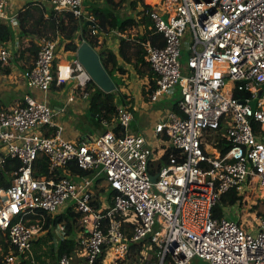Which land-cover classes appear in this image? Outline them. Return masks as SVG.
<instances>
[{"label":"built area","instance_id":"built-area-1","mask_svg":"<svg viewBox=\"0 0 264 264\" xmlns=\"http://www.w3.org/2000/svg\"><path fill=\"white\" fill-rule=\"evenodd\" d=\"M50 3L56 12L85 17L84 0ZM146 5L165 41L163 47L144 44L156 74L150 100L157 103L174 90L181 93L180 114L168 110L154 128L165 145L159 149L143 135H129L133 112L124 107L113 120L124 136L104 119L101 124L108 129L83 144L67 140L55 121L57 111L32 95L10 109L0 107V168L10 159L21 163L12 185L0 188V230L19 256L33 257L32 242L49 230L58 231L56 244L66 240L62 225L45 229L46 219L73 206L81 214L76 253L85 264H97L103 254L102 264H117L134 243L143 244L140 264H189L196 258L209 264H264V218L255 231H247L228 217L213 215L225 193L244 195L253 183L264 190V0H158ZM8 8V1L0 0V23L13 29L19 16L10 15ZM187 44L189 58L183 65ZM57 48L56 41H43L34 66L24 73L26 84L48 93L54 84L64 88L73 83L69 101L74 102L92 79L76 57L60 59L55 68ZM11 57V49L0 43V64H9ZM223 125L230 144L226 152L206 139ZM169 149L174 153L168 162L152 174L151 165ZM40 157L49 175H35ZM74 170L90 175L72 177ZM100 176L104 190L96 196ZM110 189L115 192L112 206ZM16 260L9 256L6 264ZM59 264L73 262L64 255Z\"/></svg>","mask_w":264,"mask_h":264},{"label":"trees","instance_id":"trees-1","mask_svg":"<svg viewBox=\"0 0 264 264\" xmlns=\"http://www.w3.org/2000/svg\"><path fill=\"white\" fill-rule=\"evenodd\" d=\"M89 4L84 7L85 17L76 18L70 13H59L53 11L49 19H45L43 14L41 19H37L30 28H27V17L30 16L31 6L30 4L23 12L19 13L20 27L22 38L26 36L38 35L40 38L45 37L46 40L56 41L63 47L66 53H71L73 56L77 53L80 45L84 42L90 44L95 50H97L101 63L108 75L114 82L116 90L111 93L102 91L93 81H91L88 87L84 90H78L76 95L84 98L85 93H88L87 101L89 102V114L98 122L102 123L105 119L110 124H113V120L118 115L119 108H127L133 112L134 99L127 96L122 92V89H127L128 85L123 82V76L128 73L125 65L133 67L139 78H148L150 84L147 87H143L142 94L146 101L150 100V96L153 90L156 88V74L153 72L150 63L146 59V53L144 50V44L150 41L153 45L163 47L165 45L164 37L158 34L153 22L148 16L147 12L151 10L150 6L145 4V0H133L130 2V10L135 14L134 16L122 17L120 12L123 10L128 0H88ZM42 13V12H41ZM93 19L95 26L87 25L88 19ZM38 30L40 32H38ZM93 31H97L98 35H93ZM113 31H117L126 37L120 41L118 53L113 52L105 43V39H101L99 35H108ZM44 32V34H42ZM48 35H53V39H50ZM15 38L14 31L9 23H0V43L7 46ZM24 45V44H23ZM30 45V44H28ZM40 46L35 42L31 46H20L19 51L15 53V61H23L28 51H32L34 56V62L31 66L26 65L25 71L31 70L36 61ZM121 59L124 65L119 64ZM58 59L55 60L54 65ZM2 65V64H0ZM56 75V69L54 70ZM52 86L51 89H54ZM240 100H244L245 97L239 96ZM173 111L179 113L178 105L173 106ZM114 132L118 136H124L125 132L120 124L114 125ZM226 127L223 125L218 130L211 131L207 136V140L210 143H215L222 152H226L230 148V144L227 146V142L224 140ZM52 135V134H51ZM174 153L172 149L167 150L164 156L155 164L151 165V173L156 174L157 169L168 162L169 155ZM21 166L19 160L10 159L7 163L0 168V188H8L12 185L14 180V172H16ZM76 174L80 176H89L90 173H83L78 170L72 172V177ZM35 175H49L48 164L45 159L40 157L36 162ZM104 190V178L96 182L95 192L96 196ZM249 192V191H248ZM248 192L244 195H240L237 191H231L221 196L219 203L214 209L215 218H224L225 210L227 208H233L237 205H241L247 196ZM115 192L110 189L108 195L110 205H113V197ZM264 205V199H262ZM255 211L260 209L259 205L255 206ZM260 219L264 218V210L257 212ZM81 214L75 207H67L66 210L59 213L56 216H48L45 225V229H49L51 225L54 227L62 225L67 236L66 240L59 243L50 244L46 250H43L42 246L48 244L47 239H38L32 242L33 257L26 258L25 255L19 256L16 248H14L8 240V234L0 230V264H6V258L9 256H15L20 258L18 264H30L31 260L35 262L39 261L45 264L46 258H52L53 264H59V260L62 256L67 255L73 264H85V262L78 258L76 250L78 244L75 242L74 237L80 231L78 226ZM241 225V222L232 220ZM242 226V225H241ZM127 234L130 233V226L127 224L125 227ZM148 242V240L146 241ZM38 246L37 250H33L34 245ZM143 244H131L130 251L122 264H140L143 260L141 254ZM35 253V255H34ZM48 256V257H47ZM37 259V261H36ZM104 254L98 259L97 264H102ZM16 260V261H17Z\"/></svg>","mask_w":264,"mask_h":264},{"label":"crops","instance_id":"crops-1","mask_svg":"<svg viewBox=\"0 0 264 264\" xmlns=\"http://www.w3.org/2000/svg\"><path fill=\"white\" fill-rule=\"evenodd\" d=\"M7 1L9 7L8 8L9 14L18 15V16L20 12H23L30 4H32L30 8L32 14L27 17V21L25 23L27 28H30L35 22H37V19H41L42 14L45 19H49L54 11L50 3V0H35V1L7 0ZM125 6L128 7V9H126L128 12L123 17L134 16L135 14L130 10L129 5L126 3ZM18 22H19L18 26H15V28H13L15 38L13 41L7 44V46L11 49L12 52L11 61L7 65H3V64L0 65V107L5 110L15 107L22 103L23 98L26 95H32L39 101L42 102L45 101L48 104L50 98L59 100L60 102H64V96L55 95L56 91L63 88H57L56 86H54L53 87L54 89H51V91H49L48 93H44L39 90H31L27 87L26 80L24 77V73L26 71L24 69L26 65L31 66V64H33L34 62V56L32 55V51H28V53L24 57V60L21 62L20 61L16 62L14 55L19 51L20 46H24V47L31 46L32 43L34 42L38 46H41L43 41L46 40L45 39L46 36L40 38L38 35H35V36H26L25 38H22V35L24 34H22L21 32L19 19ZM38 32L40 31L38 30ZM42 34H44V32H42ZM47 36L49 35L47 34ZM99 36L101 39H105L106 45L109 47V49H111L115 53H118L120 41L126 37L125 35L117 31H113L108 35H99ZM61 52L62 54L59 56L58 62L60 61V59L65 60V58H68V55L63 50V47H61L59 50V53ZM70 56H73V54L70 53ZM69 60H73V59H69ZM118 60L120 65H124L123 61L120 58ZM124 67L127 69L128 73L123 76L122 80L125 84L128 85V88L127 89L123 88L122 92L134 99V108L132 111L139 113V125L143 127L142 133L144 134V136L149 140H151V143L155 147L161 149V147L165 145V141L162 138L155 137L154 128L159 122L163 120L167 111H165V114L161 116L160 110L156 111L155 109V104L157 103H153L151 102V100L146 101L144 99V96L142 94V89L144 86L147 87L150 84V80L148 78H139L133 67L127 65H125ZM69 98L70 95L68 96L67 100L64 102L65 104L62 108L55 109V111H57L56 112L57 115L70 114L71 106L72 107L75 106L76 109L79 110V108L85 104L87 105L89 111V102L87 101V99L77 97L75 98L74 102H70ZM167 98H172V97H167ZM162 100H164V98H162L160 101ZM173 106L168 108V110L170 109L173 110ZM135 117H133V120ZM56 123L63 126L64 136L69 141L71 140V141H75L76 143L83 144L85 143L84 140H87L89 142L91 139H93V137L83 135L79 139L74 140L75 138H77V133L69 132L70 126L68 122L64 124L56 121ZM104 132H102L101 134H103ZM102 177L103 176H100V178Z\"/></svg>","mask_w":264,"mask_h":264},{"label":"rangeland","instance_id":"rangeland-1","mask_svg":"<svg viewBox=\"0 0 264 264\" xmlns=\"http://www.w3.org/2000/svg\"><path fill=\"white\" fill-rule=\"evenodd\" d=\"M29 1H35V0H29ZM158 0H145L146 4H156ZM36 3V2H33ZM89 4L88 0H84V7H87ZM126 9H128L127 6H124L123 10L121 11L122 17L125 16V14L128 12ZM132 13V12H131ZM50 39H53V35H49ZM190 40H188V43ZM188 44L186 48L183 49L182 53V59L181 62L183 65H186L188 58H189V53L187 51ZM64 50V49H63ZM97 51V50H96ZM62 54L57 53L56 58L59 60V56ZM68 58H65V60L72 61L69 59H75L76 56H70V53H67ZM184 67V66H183ZM228 85L234 87L237 85V83L233 81H228ZM73 83H71L69 86L64 87L63 89H60L56 91L55 95H62L64 96V102L67 100L68 96L70 95V92L73 88ZM70 91V92H69ZM75 97H79L78 95L75 94ZM172 98H167V96L164 97V100L157 102L155 104V109L156 111L160 110V115H164L165 111H168V108L172 107L173 105L178 104V101L181 99V93L178 90H174L172 92ZM64 102H60L59 100L50 98L49 100V106L53 110L56 108H62L64 106ZM70 114H60L57 115L55 120L60 122V123H69L70 130L69 132L72 133H77V138L74 140L79 139L83 135H87L93 138H96L99 134L102 132L106 131L108 127L102 125L100 122L95 120L91 115L89 114L87 105H83L82 107L79 108V110L76 109L75 106L70 107ZM136 116V117H135ZM133 117L134 120H132L131 124L129 125L127 133L129 135H143L142 129L143 127L139 125V113L133 111ZM71 141V140H70ZM72 143H76L75 141H71ZM104 176L100 179H103ZM249 192L247 196L245 197L244 201L242 202L241 205H237L233 208H227L225 210V215L228 217V220H239L241 222L242 227L247 230V231H255L258 228V223L260 221V217H258L257 212L258 211H263L264 210V205L262 204V199H264V190L259 186L257 183H253L252 185L249 186L248 188ZM259 205L260 209L258 211H255V206ZM64 209V207L61 209V211ZM39 239H47L48 244L43 245L42 248L43 250H46L48 247H50V244H55L56 242L60 239L59 238V233L58 231L51 229L49 232L45 233L42 235ZM38 246L37 244L34 245L33 250H37ZM33 255V252H32ZM35 255V253H34ZM48 257V256H47ZM37 261V259H36ZM20 262V258L16 261L15 264H18ZM122 262V261H121ZM121 262H118L117 264H122ZM31 264V263H30ZM36 264H43L39 261L36 262ZM45 264H53L52 258H46ZM189 264H209L205 261H202L198 258L191 260Z\"/></svg>","mask_w":264,"mask_h":264},{"label":"water","instance_id":"water-1","mask_svg":"<svg viewBox=\"0 0 264 264\" xmlns=\"http://www.w3.org/2000/svg\"><path fill=\"white\" fill-rule=\"evenodd\" d=\"M87 25L95 26L94 22L89 21ZM59 48H57L56 53ZM76 58L89 73L92 81L104 92L111 93L116 90V86L107 71L103 67L98 52L87 42L80 45ZM87 143V140H84ZM91 141V140H90ZM89 141V142H90ZM157 175L152 176L151 181L155 182Z\"/></svg>","mask_w":264,"mask_h":264}]
</instances>
